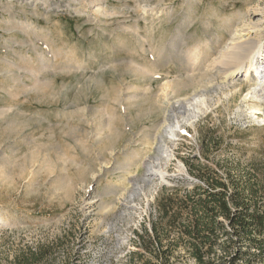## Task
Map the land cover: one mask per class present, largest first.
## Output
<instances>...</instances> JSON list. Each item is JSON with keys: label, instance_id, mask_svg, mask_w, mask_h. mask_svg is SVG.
<instances>
[{"label": "rangeland", "instance_id": "rangeland-1", "mask_svg": "<svg viewBox=\"0 0 264 264\" xmlns=\"http://www.w3.org/2000/svg\"><path fill=\"white\" fill-rule=\"evenodd\" d=\"M252 6L0 0V253L61 239L57 263L147 264L135 230L210 135V157L251 163L264 192L256 74L214 69Z\"/></svg>", "mask_w": 264, "mask_h": 264}, {"label": "trees", "instance_id": "trees-1", "mask_svg": "<svg viewBox=\"0 0 264 264\" xmlns=\"http://www.w3.org/2000/svg\"><path fill=\"white\" fill-rule=\"evenodd\" d=\"M199 143V155L181 157L192 180L159 188L155 213L135 230L142 250L135 253H146L147 264H264V192L256 169L210 157L211 144H220L212 135ZM61 243L8 246L0 264H77L74 253L56 262Z\"/></svg>", "mask_w": 264, "mask_h": 264}, {"label": "bare ground", "instance_id": "bare-ground-1", "mask_svg": "<svg viewBox=\"0 0 264 264\" xmlns=\"http://www.w3.org/2000/svg\"><path fill=\"white\" fill-rule=\"evenodd\" d=\"M256 13L261 15V20L253 22L252 17ZM264 7L257 6L249 8L247 20L240 25L225 50V54L218 64L214 67L220 77L235 78L243 69L244 76L252 77L256 74V83L250 87L247 92L251 97L264 100ZM181 36L180 30L177 31V37ZM250 98V97H249ZM253 112L259 113L260 106L252 103ZM256 105V106H255ZM148 169L147 174L152 173Z\"/></svg>", "mask_w": 264, "mask_h": 264}]
</instances>
